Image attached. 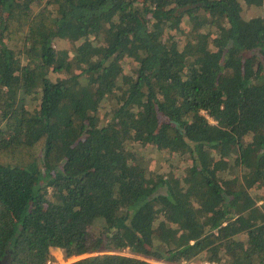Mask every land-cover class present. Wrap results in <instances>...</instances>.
I'll return each instance as SVG.
<instances>
[{"label":"trees","instance_id":"16d2710c","mask_svg":"<svg viewBox=\"0 0 264 264\" xmlns=\"http://www.w3.org/2000/svg\"><path fill=\"white\" fill-rule=\"evenodd\" d=\"M52 248L264 264V0H0V264Z\"/></svg>","mask_w":264,"mask_h":264},{"label":"rangeland","instance_id":"374dc122","mask_svg":"<svg viewBox=\"0 0 264 264\" xmlns=\"http://www.w3.org/2000/svg\"><path fill=\"white\" fill-rule=\"evenodd\" d=\"M253 12L255 13L256 9H254L248 13L250 14ZM34 103H37V101H35ZM137 151L145 156V158L148 161V163L150 164L151 168L162 169V170L167 171L170 168V164H172V160H171L172 157L170 155H167L166 153L159 151L156 147H154L152 145L142 146L140 144H137ZM236 169H237V167H235V170ZM52 253L57 258V260L53 261L52 264H68V263L78 259V257H73L69 260H65L63 251L59 248H52ZM149 261H150V264H160V263L164 262L163 260L159 261V260H153V259H150ZM197 261H199V260H197ZM182 263H180V264H182Z\"/></svg>","mask_w":264,"mask_h":264},{"label":"built area","instance_id":"2783aa9c","mask_svg":"<svg viewBox=\"0 0 264 264\" xmlns=\"http://www.w3.org/2000/svg\"><path fill=\"white\" fill-rule=\"evenodd\" d=\"M199 260V261H197ZM50 263V261H49ZM182 264H227L225 262H222V261H211V260H208V259H205V260H202V259H196L192 262H189V261H184Z\"/></svg>","mask_w":264,"mask_h":264}]
</instances>
